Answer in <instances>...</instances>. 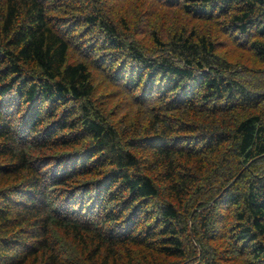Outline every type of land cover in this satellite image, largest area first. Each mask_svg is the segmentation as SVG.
<instances>
[{"label": "trees", "instance_id": "trees-1", "mask_svg": "<svg viewBox=\"0 0 264 264\" xmlns=\"http://www.w3.org/2000/svg\"><path fill=\"white\" fill-rule=\"evenodd\" d=\"M164 1L253 29L242 43L264 63V0ZM87 4L0 0V264H225L217 238L264 264V92L203 33H154L151 53Z\"/></svg>", "mask_w": 264, "mask_h": 264}, {"label": "rangeland", "instance_id": "rangeland-1", "mask_svg": "<svg viewBox=\"0 0 264 264\" xmlns=\"http://www.w3.org/2000/svg\"><path fill=\"white\" fill-rule=\"evenodd\" d=\"M71 2L81 7H85V4H87L86 0H71ZM87 5L96 8L98 6L103 13L113 19L115 16H124L125 21L128 22L130 27L129 35L131 38L135 41L137 40L144 47L147 46L151 53L157 50L153 41L154 33L162 40H166L167 36L172 34L173 31L183 29L185 32L195 30L200 34L203 33L215 43V49L220 60L226 65H230V70L234 71L237 76L236 78L245 84L248 90L252 91L254 95L264 92V63L259 61L247 48L246 42L242 43L243 39L247 41V39H250V36L255 37L253 29H250V33L245 37L237 36L235 35L237 33L231 31L227 18L197 19L183 12L180 7L167 4L164 0H100V2L96 3L88 2ZM71 13L73 12L70 10L62 13L55 12V14L63 17V19L71 16ZM75 15L77 14H72V16ZM260 40L264 44V35L260 37ZM73 53L79 56L80 59H83L76 52L73 51ZM86 60L90 62L89 59ZM91 69L97 94L105 95L106 93V96H110L122 109H128L130 107L129 104L132 102L130 95L121 90L116 83L108 80L106 74L104 72L101 73L100 69L93 67ZM134 108L135 106H133ZM221 211L223 212V209ZM216 229L214 228V230ZM54 241L61 248V251L66 252L68 261L77 260V248L62 232H55ZM228 242V240L217 238L211 243V246L218 247L217 249L221 253L223 263L241 264L244 262L245 264V262H250L251 258H248V254L244 250V247H242V243L238 242V245H234L238 249L237 252H234L230 250ZM185 243L186 240L184 241ZM198 250L200 251V244ZM175 260L164 259L160 262L162 264Z\"/></svg>", "mask_w": 264, "mask_h": 264}]
</instances>
